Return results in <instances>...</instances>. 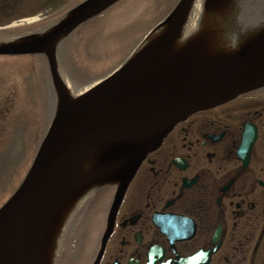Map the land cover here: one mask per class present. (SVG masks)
<instances>
[{"label":"water","instance_id":"1","mask_svg":"<svg viewBox=\"0 0 264 264\" xmlns=\"http://www.w3.org/2000/svg\"><path fill=\"white\" fill-rule=\"evenodd\" d=\"M115 1L88 0L44 35L0 42V56L43 52L58 93L54 119L27 174L0 207V264H41L86 157L92 158L91 169L79 186L118 180L115 196H122L140 163L174 125L264 87V31L236 54H201L191 48L174 52L193 1L179 0L160 24L164 30L158 39L71 100L59 79L55 46Z\"/></svg>","mask_w":264,"mask_h":264},{"label":"flooded vegetation","instance_id":"2","mask_svg":"<svg viewBox=\"0 0 264 264\" xmlns=\"http://www.w3.org/2000/svg\"><path fill=\"white\" fill-rule=\"evenodd\" d=\"M113 200H90V264H264V89L176 124L109 228Z\"/></svg>","mask_w":264,"mask_h":264},{"label":"rangeland","instance_id":"3","mask_svg":"<svg viewBox=\"0 0 264 264\" xmlns=\"http://www.w3.org/2000/svg\"><path fill=\"white\" fill-rule=\"evenodd\" d=\"M175 1L128 0L116 10L122 11L121 14H115L121 20L107 23L97 32L96 27L91 26L88 50L90 52V78L100 73L103 75L120 61L123 55V50L118 44L120 40L128 41L130 44L126 48H129L153 23L159 20L163 12L173 6ZM2 3L3 1L0 0V27L16 25L7 29L8 31H0V40L48 26V22L58 16L59 12L71 11L75 7L76 0H5V6ZM12 8H14L13 11L10 10ZM125 13L127 17H137L139 14L146 16L142 18L144 22H140V30L146 29L141 31L138 37L134 36L137 29H132L130 25L123 26L124 19H127ZM32 15H37L40 21L46 20V23L40 22L43 25H38L39 22L18 23L34 17ZM243 21L246 24L250 22L244 18ZM132 31L134 34L130 36ZM42 61L40 57H0V206L9 197L29 167L37 142L53 113L55 93L49 84ZM68 86L74 95L82 92V90H77L81 86L77 88L69 84ZM15 125L20 126L22 141L18 139L20 144L12 143L11 147H7L8 141L6 143L5 140L10 138ZM72 240L73 238L71 242ZM70 250L69 246L62 255L63 261L73 256Z\"/></svg>","mask_w":264,"mask_h":264},{"label":"bare ground","instance_id":"4","mask_svg":"<svg viewBox=\"0 0 264 264\" xmlns=\"http://www.w3.org/2000/svg\"><path fill=\"white\" fill-rule=\"evenodd\" d=\"M202 4H203V0H193L192 1L191 8H190V13L188 15V18L186 19V24L184 26V29H183V32H182V36H181L180 40L178 42H176L177 43L176 44L177 45L176 48H181L182 45L185 44V42L187 41V39H189L194 34V28H195L197 22H202L204 20H207L206 23H208L210 20H212L213 17H211V18L209 17L208 18L207 15H206V13H204V15H203ZM202 16H203V19H202ZM34 20L35 19L28 20V23L34 22ZM163 30H164V27H162V28L161 27L160 28L158 27L157 29H154L152 32H150L149 35L147 36L146 41H145L146 44L147 43H150V42H153L156 39H158ZM253 33H255V34L260 33V30L259 29H255V30L250 31L247 34L248 37L250 35H252ZM255 34L252 35V37H254ZM250 38H248V39H250ZM248 39H246V40L243 39L242 43L238 47L237 46L236 47H233L234 50H233V53L232 54H236L238 52V49L247 43L246 41H248ZM214 49L215 48H212L209 51H206L205 50L206 53H202V54H207V52H212V51L214 52ZM230 49L231 48H228L227 51H229ZM174 52H175V49H174ZM177 52L179 53L180 50L177 51ZM171 56H174V53L173 52L171 53ZM63 88H64L65 92L68 95H70L68 93L67 89L64 86H63ZM91 164H92V158L91 157H86L83 160V162L81 163V165L79 166V168H78V175L79 176H78V178H76L78 182L76 183L75 188L71 191L70 195L67 196V198L69 197V199L68 200L66 199V201H67L66 203L64 202L62 210H65L66 208H70L72 206H75L74 205V201H73V199L75 197L80 196V197L83 198V196H86V195L88 196V194L90 193V189H83V188H81L79 186V184H80L79 181L82 178V176L84 177V176H86V175L89 174L90 169H91ZM71 197H72V199L70 201V198ZM69 211L70 210H68L66 214H68ZM64 214H65V212H63V215ZM48 261L49 260H47V258L42 257L41 264H47Z\"/></svg>","mask_w":264,"mask_h":264},{"label":"trees","instance_id":"5","mask_svg":"<svg viewBox=\"0 0 264 264\" xmlns=\"http://www.w3.org/2000/svg\"><path fill=\"white\" fill-rule=\"evenodd\" d=\"M259 1L261 3H263L264 0H259ZM252 5L255 6L254 2H253ZM257 9L258 10H261L262 8L259 7ZM107 23L108 22H105L106 25H107ZM103 27L98 28V30L102 29ZM105 28H106V26H105ZM105 28H104V31L106 30ZM68 43H71V41L68 42ZM73 43H74L73 44L74 46L71 47V52H74L76 50V41H74ZM67 55L69 57V52L67 53ZM82 56L84 58V54L83 53H82ZM68 57H67L66 60H61L62 66H64V65L67 66V68L64 70L65 71V74L68 77L73 78L76 83H78V84L83 83L84 81L87 80L85 77L83 78V75L88 74V76H90L89 75V72H90V62H87L86 65H83L82 62L80 61V58L77 57L75 59H69ZM76 65H81L84 68L81 69L79 66H76ZM85 72H87V73H85ZM21 133L22 132H21V129H20V126L19 125L13 126V130L11 132L10 138H7L5 140L6 143L8 141L7 147H11L13 144L14 145L20 144V142L22 141V136H23ZM18 139H20V142L19 143L17 141Z\"/></svg>","mask_w":264,"mask_h":264}]
</instances>
